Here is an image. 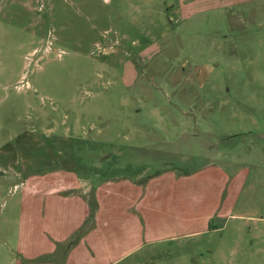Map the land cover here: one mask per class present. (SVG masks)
Returning <instances> with one entry per match:
<instances>
[{
	"label": "rangeland",
	"instance_id": "1",
	"mask_svg": "<svg viewBox=\"0 0 264 264\" xmlns=\"http://www.w3.org/2000/svg\"><path fill=\"white\" fill-rule=\"evenodd\" d=\"M209 164L219 215L118 264H264V0H0V264L34 174Z\"/></svg>",
	"mask_w": 264,
	"mask_h": 264
},
{
	"label": "crops",
	"instance_id": "2",
	"mask_svg": "<svg viewBox=\"0 0 264 264\" xmlns=\"http://www.w3.org/2000/svg\"><path fill=\"white\" fill-rule=\"evenodd\" d=\"M228 178L210 164L86 187L72 169L34 174L20 186L19 234L11 251L19 258L16 264H118L154 242L174 238L164 234L173 223L183 235L198 233L191 230L197 223H191L199 213L203 220L218 214L210 203L229 191Z\"/></svg>",
	"mask_w": 264,
	"mask_h": 264
}]
</instances>
